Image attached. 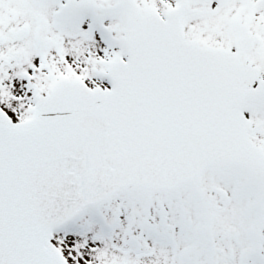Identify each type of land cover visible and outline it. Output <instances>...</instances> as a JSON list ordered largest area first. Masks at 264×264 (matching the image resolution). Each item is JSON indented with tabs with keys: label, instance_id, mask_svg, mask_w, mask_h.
I'll return each mask as SVG.
<instances>
[{
	"label": "snow or ice",
	"instance_id": "1",
	"mask_svg": "<svg viewBox=\"0 0 264 264\" xmlns=\"http://www.w3.org/2000/svg\"><path fill=\"white\" fill-rule=\"evenodd\" d=\"M0 264H264V0H0Z\"/></svg>",
	"mask_w": 264,
	"mask_h": 264
}]
</instances>
